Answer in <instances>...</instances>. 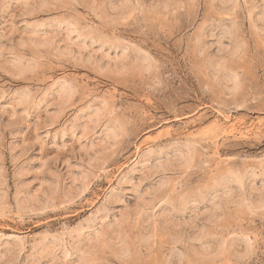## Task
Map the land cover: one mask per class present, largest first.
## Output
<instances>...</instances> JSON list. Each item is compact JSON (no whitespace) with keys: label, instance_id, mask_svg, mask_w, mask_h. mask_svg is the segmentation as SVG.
<instances>
[{"label":"rangeland","instance_id":"374dc122","mask_svg":"<svg viewBox=\"0 0 264 264\" xmlns=\"http://www.w3.org/2000/svg\"><path fill=\"white\" fill-rule=\"evenodd\" d=\"M0 264H264V0H0Z\"/></svg>","mask_w":264,"mask_h":264}]
</instances>
